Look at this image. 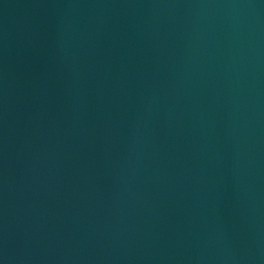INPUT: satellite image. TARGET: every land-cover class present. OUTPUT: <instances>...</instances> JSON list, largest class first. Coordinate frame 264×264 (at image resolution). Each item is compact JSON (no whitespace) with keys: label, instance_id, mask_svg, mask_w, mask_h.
Wrapping results in <instances>:
<instances>
[{"label":"water","instance_id":"1","mask_svg":"<svg viewBox=\"0 0 264 264\" xmlns=\"http://www.w3.org/2000/svg\"><path fill=\"white\" fill-rule=\"evenodd\" d=\"M0 264H264V0H0Z\"/></svg>","mask_w":264,"mask_h":264}]
</instances>
